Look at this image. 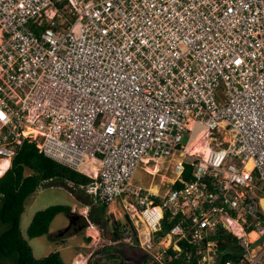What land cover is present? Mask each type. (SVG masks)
Instances as JSON below:
<instances>
[{
  "label": "built area",
  "instance_id": "2783aa9c",
  "mask_svg": "<svg viewBox=\"0 0 264 264\" xmlns=\"http://www.w3.org/2000/svg\"><path fill=\"white\" fill-rule=\"evenodd\" d=\"M24 140L131 205L153 262L262 264L264 0H0V161Z\"/></svg>",
  "mask_w": 264,
  "mask_h": 264
},
{
  "label": "rangeland",
  "instance_id": "374dc122",
  "mask_svg": "<svg viewBox=\"0 0 264 264\" xmlns=\"http://www.w3.org/2000/svg\"><path fill=\"white\" fill-rule=\"evenodd\" d=\"M187 141L188 136L185 135L182 144H187ZM145 164L141 163L137 168L133 177L134 182L144 186L156 185L160 190L168 188V179L175 177L172 172V162L152 160L149 164ZM145 168L156 170V172L148 173ZM56 204L71 206L72 220L70 221L65 213H59L50 223L53 231L49 235L29 238L26 235V228L34 213ZM126 215L133 224L138 238L143 228L131 205L117 200L106 206L102 214L100 205L93 203L83 189L58 179L45 185L43 190H37L27 201L21 215L20 230L36 258L59 251L65 264H76V260L71 261L73 257L74 259L79 257V260L89 264L155 263L141 250L133 248L132 245L135 242L133 236H130V242L128 238H114L113 232L117 223L120 227L130 225ZM84 223L87 224L85 227L82 226ZM4 228L5 226L0 224V232ZM143 258L147 259L146 263L142 262Z\"/></svg>",
  "mask_w": 264,
  "mask_h": 264
},
{
  "label": "trees",
  "instance_id": "16d2710c",
  "mask_svg": "<svg viewBox=\"0 0 264 264\" xmlns=\"http://www.w3.org/2000/svg\"><path fill=\"white\" fill-rule=\"evenodd\" d=\"M187 171L184 174L185 178H187ZM58 179L71 183L76 188L91 181L88 176L39 152L34 142L24 140L12 157L9 168L0 177V224L5 226L4 230L0 232V261L9 264H65L59 251H53L46 256L36 258L20 230L21 215L27 201L44 181L52 180L49 183L51 184ZM105 208V205H100L102 214L105 212ZM59 213H65L70 221L72 220L71 206L64 204L50 205L34 213L26 228V235L29 238L49 235L50 223ZM126 219L130 225L120 227L117 223L113 236L115 239H125L133 236L134 241H136L135 228L127 215ZM86 225L84 223L82 226L85 227ZM167 229L168 225L163 222L161 233L167 231ZM132 246L139 249L135 242ZM115 257L117 256L115 255ZM182 257L183 255L179 259L169 262V264L181 263ZM142 262L146 263L147 259L143 258ZM86 264H89V262ZM182 264L194 263L183 262Z\"/></svg>",
  "mask_w": 264,
  "mask_h": 264
},
{
  "label": "bare ground",
  "instance_id": "6f19581e",
  "mask_svg": "<svg viewBox=\"0 0 264 264\" xmlns=\"http://www.w3.org/2000/svg\"><path fill=\"white\" fill-rule=\"evenodd\" d=\"M19 146H20L19 142H15V143L11 144L9 147V150L11 151V153L9 154L8 157H5L4 159H2L0 161V177L9 168L10 163H11V159L15 155V153L17 152ZM189 146H190L192 152H200V153H204L205 155H207L210 151V147L207 143L198 142L196 139L194 141H192L189 144ZM248 167H250V163H248ZM92 169L95 171V168H92ZM145 171L148 173H152V174H154L156 172V170H151L149 168H145ZM261 203H262V205H264V200H261ZM254 236H255V234L251 233L250 237L254 238ZM75 263L77 264L78 260H76Z\"/></svg>",
  "mask_w": 264,
  "mask_h": 264
},
{
  "label": "crops",
  "instance_id": "0c3cea01",
  "mask_svg": "<svg viewBox=\"0 0 264 264\" xmlns=\"http://www.w3.org/2000/svg\"><path fill=\"white\" fill-rule=\"evenodd\" d=\"M150 186V188L152 189V191H156V190H160V188H158L156 185H149ZM151 186H155V187H151ZM155 188V189H154ZM53 230L51 229V228H49V232L51 233ZM79 260V257H77V258H75L74 259V257L71 259V261H75V260ZM79 262V264H86L83 260H79L78 261ZM5 262L4 261H0V264H4Z\"/></svg>",
  "mask_w": 264,
  "mask_h": 264
}]
</instances>
